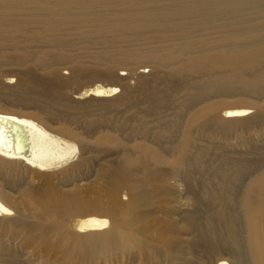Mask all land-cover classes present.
<instances>
[{"label":"bare ground","instance_id":"6f19581e","mask_svg":"<svg viewBox=\"0 0 264 264\" xmlns=\"http://www.w3.org/2000/svg\"><path fill=\"white\" fill-rule=\"evenodd\" d=\"M125 256L264 264V0H0V264Z\"/></svg>","mask_w":264,"mask_h":264},{"label":"rangeland","instance_id":"374dc122","mask_svg":"<svg viewBox=\"0 0 264 264\" xmlns=\"http://www.w3.org/2000/svg\"><path fill=\"white\" fill-rule=\"evenodd\" d=\"M144 69H145V72H149V70H150L149 67H145ZM63 73L66 74L65 76H68L70 74V70L69 69H64ZM122 73H127V71H123ZM131 81H132V83H134V80H131ZM82 89H83V87H78L77 88V86H71V87H68L65 91L70 97L74 98L76 93L81 91ZM137 263L138 262L136 261V259H134L133 257H127V256L119 257L117 259V261L114 262V264H137ZM226 264H230V262L227 261Z\"/></svg>","mask_w":264,"mask_h":264}]
</instances>
